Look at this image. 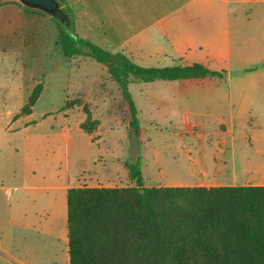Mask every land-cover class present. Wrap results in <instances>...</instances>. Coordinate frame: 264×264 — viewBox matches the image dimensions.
<instances>
[{
	"label": "crops",
	"instance_id": "1",
	"mask_svg": "<svg viewBox=\"0 0 264 264\" xmlns=\"http://www.w3.org/2000/svg\"><path fill=\"white\" fill-rule=\"evenodd\" d=\"M62 1L71 13L72 29L76 37L104 52L124 56L132 64L142 68L163 69L202 64L211 70L227 71V68L247 66V60L234 59L232 55L235 52L246 54L247 48H264V0ZM10 3V10L22 12L25 9L18 2ZM39 13L38 17L46 27L34 30L37 33L35 37L38 38L34 43L37 48H44L42 56L46 58L45 48L61 50L58 44L60 32L50 16ZM215 60L223 64L218 65L213 62ZM91 61L84 67L91 65L102 73L104 71L106 79L108 74L104 69L107 67L94 59ZM74 69L76 68L73 66L68 72L69 81ZM59 73L56 75L58 78ZM100 78L102 81V77ZM226 79L225 77L224 80ZM192 80L202 82L190 89L185 85ZM214 80L223 79L197 78L139 83L155 85L156 88L164 84L167 89L165 92L157 90L144 97L132 94L134 100H148V108L155 116H198L199 123L194 125L196 129L189 131V134L204 133L206 125L203 117L194 112L197 104L185 106L178 99L195 101L198 97L216 95L220 99L214 103V109L209 106V110L215 112L217 117L213 145H181L180 153L184 156L177 168L180 167L185 175L165 176L164 186H264V91L247 93L242 99L246 110L237 111L234 93H221L219 84L215 83L214 88L208 89L211 92H196L206 89L203 87L206 81ZM254 81L255 85L264 86V80L251 79V82ZM41 84L43 89L38 100L49 90L45 80ZM137 84L131 83L129 89ZM99 85L97 91L104 93L102 83ZM78 89L73 90V95L77 96L75 99L88 94L87 88ZM60 90L69 100L68 88ZM140 156L142 170L144 155L141 153ZM176 156L179 157V154ZM4 168L0 175L5 177ZM74 182L67 173L57 175L52 185L44 187L51 191V199L44 207L36 205L39 198L35 193L29 195L24 192L36 190L31 182L27 188L23 183L0 188L9 209L7 224L0 226V264H70L67 195L68 189L74 187ZM21 199L29 205L20 204Z\"/></svg>",
	"mask_w": 264,
	"mask_h": 264
},
{
	"label": "rangeland",
	"instance_id": "2",
	"mask_svg": "<svg viewBox=\"0 0 264 264\" xmlns=\"http://www.w3.org/2000/svg\"><path fill=\"white\" fill-rule=\"evenodd\" d=\"M9 4L10 1L0 3V171L5 167V177L0 175V188L22 183L27 188L31 182L36 190L24 192L35 193L39 198L36 205L44 207L51 199V191L44 187L52 185L57 175L63 173L75 181L74 187H135L136 184L129 179L126 164L135 161L139 149L144 155L145 187H180L164 186V177L185 175L180 167L177 168L184 156L180 153L181 145H213L217 117L209 106L214 109L219 97L204 96L195 101L178 99L185 106L197 104L194 112L203 117L206 125V131L199 134H189L196 129L194 125L199 123L198 116H155L148 108V100L133 99L139 120L136 132L130 126L132 117L124 91L108 68L104 69L108 74L105 79L104 71L102 73L91 65L84 67L92 59L78 55L67 58L60 48H45L47 56L44 58V48H37L34 43L38 39L34 30L46 27L38 17L40 11L26 7L22 12L10 10ZM232 56L236 60H247V66L227 68L226 80L206 81L203 87L207 90L203 88L196 92H211L208 89L219 84L221 93H234L237 111L242 109L244 112L243 96L252 91H264V86L251 82V79L264 80V48H247L246 54L235 52ZM213 62L223 64L218 60ZM73 66L76 69L72 70L69 81L68 72ZM221 69L225 68H218ZM58 72L62 78L66 77L61 79L60 73L59 78L56 77ZM42 80L47 82L49 90L29 111L23 109ZM199 82L202 81H188L185 86L194 89ZM101 83L104 93L97 91ZM165 86L161 84L156 88L155 85L138 83L131 89L128 86V90L131 97L132 94L144 97L157 90L165 92ZM65 87L69 100L60 90ZM79 87L87 88L88 94L75 99L77 96L73 95V90H79ZM20 204L29 205L24 199ZM7 210L8 205L0 192V226L7 224Z\"/></svg>",
	"mask_w": 264,
	"mask_h": 264
},
{
	"label": "trees",
	"instance_id": "3",
	"mask_svg": "<svg viewBox=\"0 0 264 264\" xmlns=\"http://www.w3.org/2000/svg\"><path fill=\"white\" fill-rule=\"evenodd\" d=\"M57 1L71 22L67 34L53 19L63 56L89 57L108 68L124 91L134 130L139 120L129 84L227 75L202 64L136 66L76 37L69 9ZM42 89L35 87L23 109L30 110ZM140 154L126 164L135 187L68 189L70 264H264V186L145 187Z\"/></svg>",
	"mask_w": 264,
	"mask_h": 264
},
{
	"label": "water",
	"instance_id": "4",
	"mask_svg": "<svg viewBox=\"0 0 264 264\" xmlns=\"http://www.w3.org/2000/svg\"><path fill=\"white\" fill-rule=\"evenodd\" d=\"M9 1L18 2L28 9L47 14L56 20L67 34H71L70 16L57 0H0V3Z\"/></svg>",
	"mask_w": 264,
	"mask_h": 264
}]
</instances>
